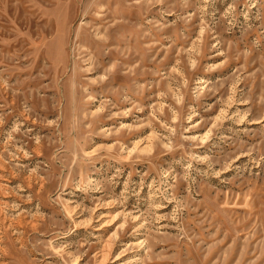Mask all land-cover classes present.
Returning a JSON list of instances; mask_svg holds the SVG:
<instances>
[{
  "label": "rangeland",
  "instance_id": "374dc122",
  "mask_svg": "<svg viewBox=\"0 0 264 264\" xmlns=\"http://www.w3.org/2000/svg\"><path fill=\"white\" fill-rule=\"evenodd\" d=\"M0 264H264V0H0Z\"/></svg>",
  "mask_w": 264,
  "mask_h": 264
}]
</instances>
